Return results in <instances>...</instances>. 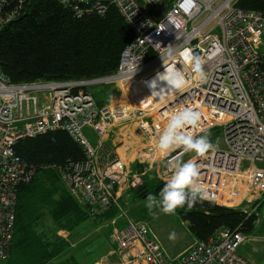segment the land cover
<instances>
[{"label": "built area", "instance_id": "1", "mask_svg": "<svg viewBox=\"0 0 264 264\" xmlns=\"http://www.w3.org/2000/svg\"><path fill=\"white\" fill-rule=\"evenodd\" d=\"M60 1L79 15H103L115 6L132 28L134 38L122 51L117 70L105 76L14 83L0 69V258L10 257L19 189L36 172L18 154L16 145L21 139L62 129L85 154L84 160L69 161L61 169L69 193L93 216L113 204L120 209L109 220L114 253L119 256L117 264H253L239 252L247 235L233 228L197 239L177 258H170L151 226L134 220L118 200L120 192L142 186L150 173L163 181L170 179V161L179 158L182 162L194 161L199 181L210 194L207 200L234 208L247 203L252 208H244L249 214L261 205L264 11L244 9L235 4L237 0H195L188 11L187 5L181 7L183 0ZM29 2L1 0L0 31L27 11ZM185 48L206 61V82L193 79L191 68L180 56ZM170 63L184 72L187 84L162 101H151L142 86ZM100 83L118 84L125 100L100 105L89 90ZM185 107L201 114L199 127L192 130L194 135L223 127V147L215 145L206 157L194 154L186 159L188 153L179 149L168 156L156 149L159 132L168 118ZM118 120L135 121L145 138L137 154L143 165L140 171L130 170L120 156L105 147L109 127ZM87 127L97 133V145L91 143Z\"/></svg>", "mask_w": 264, "mask_h": 264}, {"label": "trees", "instance_id": "2", "mask_svg": "<svg viewBox=\"0 0 264 264\" xmlns=\"http://www.w3.org/2000/svg\"><path fill=\"white\" fill-rule=\"evenodd\" d=\"M235 4L247 10L264 11V0H237ZM133 38L132 28L115 6L103 15H79L60 0H30L27 11L0 31V69L14 83L105 76L117 70L122 51ZM99 104L109 101L103 99ZM16 151L36 172L19 189L15 234L6 260L10 264H82L74 254L62 262L55 261L72 244L56 232L66 229L74 233L91 217L104 224L119 214V207L113 204L93 216L69 193L61 169L69 161L84 160L85 154L65 130L21 139ZM165 183L154 174L144 178L147 191L158 198ZM133 192L143 198L136 189ZM176 212L198 240L215 236L224 228L239 229L248 235L258 219L257 210L249 214L245 209L218 205L207 199L191 208L185 205ZM47 214L55 223V240L52 236L48 238V233L44 239L45 233L41 235L34 229L33 222Z\"/></svg>", "mask_w": 264, "mask_h": 264}, {"label": "clouds", "instance_id": "3", "mask_svg": "<svg viewBox=\"0 0 264 264\" xmlns=\"http://www.w3.org/2000/svg\"><path fill=\"white\" fill-rule=\"evenodd\" d=\"M186 11L195 6V0H183L181 7ZM170 24L177 26L174 21ZM161 30L163 27L160 28ZM169 58L172 57V50L169 49ZM184 64L191 68L193 79L196 82L204 83L207 74L204 70L206 61L195 54L191 48H185L180 52ZM152 89V95L158 94L166 89L179 90L185 87L187 80L182 70L176 68L175 64H164V71L158 72L156 76L146 82ZM201 114L190 107H185L173 113L159 132L156 149L164 156L176 152L178 149L182 153H195L197 157H206L215 150V145L209 140L208 135L196 136L193 129L199 127ZM170 179L166 181L159 191V199L149 194L145 207L153 214V209H159L165 215L175 214L178 208L185 205L191 208L197 202L210 199V194L204 185L199 181V169L193 160L182 162L179 158L170 161ZM170 239L175 238V234H170Z\"/></svg>", "mask_w": 264, "mask_h": 264}, {"label": "rangeland", "instance_id": "4", "mask_svg": "<svg viewBox=\"0 0 264 264\" xmlns=\"http://www.w3.org/2000/svg\"><path fill=\"white\" fill-rule=\"evenodd\" d=\"M88 79V78H86ZM69 80H80V79H69ZM51 81V80H43ZM60 81V80H52ZM113 85V91L118 94L122 93V87ZM107 88H112L105 84L100 83L96 85H91L89 87L90 92L93 93L97 100H103L107 98L109 90ZM120 89V90H119ZM145 89V88H144ZM175 89H166L162 92L152 95V89L149 88L150 97L163 100L168 97V94ZM147 93V90L145 89ZM172 93V92H171ZM148 95V94H147ZM125 95L123 99L125 100ZM122 101V102H123ZM115 104L119 102H114ZM222 126H219L213 130L208 131L203 135H208L209 140L214 145L224 146L223 144V135H222ZM195 153H188L183 159H186ZM133 198L125 204V208L128 209V213L134 220L144 221L151 226L153 231L158 236L161 241L164 249L170 258L176 257L175 255L179 253L186 247L193 245L196 241L195 235L190 230L188 224L183 221L178 212H175L173 215H165L159 211V209H153V214L149 213V210L145 207L146 198H138L134 196L135 194L131 193ZM157 197V196H156ZM158 198V197H157ZM159 199V198H158ZM125 203V202H123ZM239 208L252 210L250 204L243 203ZM109 220L103 224L102 222L95 221L92 217L90 220L83 223L80 227L74 230L72 235H69L66 238L71 242V246L57 257L56 262H62L68 259L72 254L76 255L79 263H91L97 264L99 262H104V264H117L119 262V256L114 252H111V234L109 233L110 229L113 226H110L109 229ZM70 233H72L70 231ZM112 233V229H111ZM175 234L174 239H170V234ZM194 240V241H193ZM193 242V243H192ZM192 243V244H191ZM75 244V245H74ZM113 244V243H112ZM114 245V244H113ZM115 248V247H114ZM115 250V249H114ZM34 252V251H33ZM32 252V253H33ZM116 255V256H115ZM108 256V257H105ZM0 264H10L6 259L0 258Z\"/></svg>", "mask_w": 264, "mask_h": 264}, {"label": "crops", "instance_id": "5", "mask_svg": "<svg viewBox=\"0 0 264 264\" xmlns=\"http://www.w3.org/2000/svg\"><path fill=\"white\" fill-rule=\"evenodd\" d=\"M112 88H107L109 93L107 98L104 100H108L109 104H115L114 102L121 103L123 100L124 95L122 93L116 94L113 90V85L108 84V86ZM118 88V84H115ZM120 90V89H119ZM97 100V99H96ZM98 102L101 100H97ZM117 103V104H119ZM85 132L88 135L91 143L93 145H97L99 142V137L97 133L90 127L85 128ZM145 138L143 137L142 133L138 129V124L135 121H115L109 127V130L105 137V147L107 149H112L118 156H120L124 162L126 163L127 167L135 171H140L143 169V165L137 160L138 151L144 147L145 145ZM151 174V173H150ZM133 189H128L120 192L119 201L125 207V204L129 202L133 196L132 193ZM134 193V192H133ZM125 202V203H123ZM258 219L256 223V227L254 228L253 232L247 235V239L239 248V252L246 257L249 261L253 264H264V200L262 201L259 209H257ZM123 220L120 221V224L123 225ZM105 224V223H104ZM34 229L38 233L44 232L46 239V233H48V238L52 236V239L55 240V223L52 221L49 214L44 216L43 218L39 219L38 221L33 222ZM109 229H110V224ZM121 225V226H122ZM62 236H69L73 234L66 229H60L56 232ZM111 234V229L109 231ZM43 235V233L41 234ZM196 239V238H194ZM194 241V240H193ZM193 243V242H192ZM191 243V244H192ZM75 245V244H74ZM113 248L111 252H114V247L111 243ZM189 247L184 248L179 253H177L174 258H177L181 253L186 251ZM116 256V255H115ZM108 257V256H105ZM57 261V258L55 259ZM83 264H91V263H83Z\"/></svg>", "mask_w": 264, "mask_h": 264}, {"label": "water", "instance_id": "6", "mask_svg": "<svg viewBox=\"0 0 264 264\" xmlns=\"http://www.w3.org/2000/svg\"><path fill=\"white\" fill-rule=\"evenodd\" d=\"M136 191L143 198H146L149 194H151L150 191H147L146 185L144 184L136 188Z\"/></svg>", "mask_w": 264, "mask_h": 264}, {"label": "bare ground", "instance_id": "7", "mask_svg": "<svg viewBox=\"0 0 264 264\" xmlns=\"http://www.w3.org/2000/svg\"><path fill=\"white\" fill-rule=\"evenodd\" d=\"M142 88L144 89H146L147 90V93L146 94H148V97L150 98V100L151 101H154V102H157V101H160V99L158 100V99H156V98H154V97H150V94H149V87H148V85H147V83L145 84V85H143L142 86ZM145 89H144V91H145ZM175 91V90H174ZM174 91H171V92H174ZM171 92L168 94V96L171 94ZM162 101V100H161Z\"/></svg>", "mask_w": 264, "mask_h": 264}]
</instances>
